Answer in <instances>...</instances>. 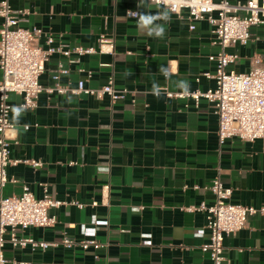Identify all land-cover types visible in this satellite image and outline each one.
<instances>
[{
    "label": "crops",
    "instance_id": "crops-1",
    "mask_svg": "<svg viewBox=\"0 0 264 264\" xmlns=\"http://www.w3.org/2000/svg\"><path fill=\"white\" fill-rule=\"evenodd\" d=\"M11 4L15 9L30 8L32 13L21 26L42 28L55 37L56 46L98 48L102 35L115 41L114 54H73L75 62L53 55L40 78L44 86L55 85L52 76L62 63L69 69L59 79L65 87L75 88L85 80L87 87L97 89L114 75L115 87L134 95L113 102L108 95L44 92L34 110L12 112L17 129L13 137L18 139L12 158L36 159L43 165L10 166L8 175L17 182L10 181L4 195H18L27 184L42 198V184H47L56 199L86 205L52 209L58 217L54 227H31L18 234L48 243L65 236L93 238L106 246L33 250L7 243L6 264H212L202 251L210 239L206 213L183 207L212 204L214 195L207 187L218 175L233 189L234 203L264 207V140L234 138L221 144L218 116L206 98L197 104L193 99L154 95L161 88L207 91L215 85L204 75L215 73L209 56L220 50L210 21H198L191 30L187 10L179 16L153 0H11ZM131 11L140 17L166 13L167 18L142 26L140 19L128 16ZM156 26L163 34L149 35ZM40 44L46 46L44 36ZM228 51L239 55L231 70L249 71L256 56L264 57V25L252 28L248 45ZM10 102L18 106L22 97L12 94ZM25 125L31 128L26 130ZM104 185H110L108 199L103 197ZM93 201L98 205L92 206ZM224 246L232 264H264V213L250 216L244 229L225 236Z\"/></svg>",
    "mask_w": 264,
    "mask_h": 264
},
{
    "label": "built area",
    "instance_id": "built-area-1",
    "mask_svg": "<svg viewBox=\"0 0 264 264\" xmlns=\"http://www.w3.org/2000/svg\"><path fill=\"white\" fill-rule=\"evenodd\" d=\"M153 1L166 6L172 13L179 16L187 10L191 30L196 28V22L207 18L213 25L215 44L220 46L216 54L209 56V60L216 65L215 73L204 74L214 79L213 87L207 91L181 92L161 88L155 91L154 95L159 96L164 93L168 98L193 99L197 104L201 98H206L218 116V137L221 144L234 138L249 142L264 140V57L256 56L250 70L239 73L230 69L239 55L228 51L230 47L248 45L252 39V28L264 25V0H247L245 3L236 4H232L229 0ZM215 12L217 16H214ZM31 13L30 8H13L11 0H0L2 19L0 28V71L2 72V81H0V264L8 262L4 254L7 243L15 248L30 246L33 250L60 245L68 249L79 246L84 250L91 248L97 250L106 246L93 238L76 240L65 236L60 242L48 243L18 234L19 230L24 231L31 227H54L58 223V217L51 213L52 209L60 208L62 205H76L83 209L86 205L77 200L66 202L56 199L49 193L47 184H42L44 188L42 198H37L27 184L23 185L22 192L18 195H4L6 185L10 181L17 182L15 179H10L8 175L10 166L25 163L39 168L43 165L42 161L36 159L12 158V145L18 143L17 137H13V132L17 130L11 121L13 110L17 108L34 110L40 95L44 92L49 95L55 92L75 96L87 94L97 98L108 95L113 102L134 95V92L126 88L117 89L114 84V75L109 78L106 85L97 89L87 87L85 80H80L75 88L65 87L59 83V79L62 74H68L69 69L62 63L52 76L55 85L44 86L40 78L46 72V65L53 55L59 53L71 59L73 54L79 57L96 53L114 54L115 41L102 35L98 40V48L56 46L55 37L45 34L42 28L21 26L23 21L28 20L27 17ZM128 16L140 19L137 11L129 12ZM43 36L45 47L40 44ZM70 61L75 62L72 59ZM12 94L22 97V102L18 106L11 104ZM24 128L29 130L31 126L25 125ZM195 188L198 187L195 186ZM207 188L214 195L212 204L203 202L199 206L183 207V210L206 213L210 239L202 246V251L209 254L212 264H232L226 257L225 236L234 235L244 229L249 217L264 213V207L258 209L234 203L231 200L233 189L226 187L219 175ZM109 190L110 185H104V199L109 198ZM97 205V201L92 202V206Z\"/></svg>",
    "mask_w": 264,
    "mask_h": 264
},
{
    "label": "clouds",
    "instance_id": "clouds-1",
    "mask_svg": "<svg viewBox=\"0 0 264 264\" xmlns=\"http://www.w3.org/2000/svg\"><path fill=\"white\" fill-rule=\"evenodd\" d=\"M161 18H167V14L165 13V14H162L161 16H144V15H142L140 17V23H141L142 26H149V25H151L153 23V21H155L157 19H161ZM153 33L156 36H161L163 34V28L159 27V26L151 27L149 29V35H151ZM164 71H165V73H167L166 69ZM13 111L17 112L18 110L14 109Z\"/></svg>",
    "mask_w": 264,
    "mask_h": 264
}]
</instances>
